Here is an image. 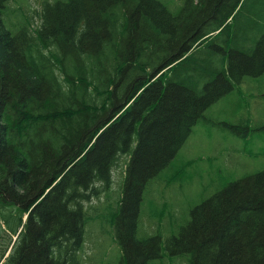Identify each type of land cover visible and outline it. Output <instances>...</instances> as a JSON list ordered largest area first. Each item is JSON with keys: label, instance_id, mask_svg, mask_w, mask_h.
<instances>
[{"label": "trees", "instance_id": "obj_1", "mask_svg": "<svg viewBox=\"0 0 264 264\" xmlns=\"http://www.w3.org/2000/svg\"><path fill=\"white\" fill-rule=\"evenodd\" d=\"M9 1L0 0V264H82L88 202L123 155L113 217L123 262L163 264L161 236H138L146 188L209 107L264 74V0H184L176 13L160 0L44 1L39 23ZM189 221L168 241L174 260L264 264V170L230 182Z\"/></svg>", "mask_w": 264, "mask_h": 264}, {"label": "rangeland", "instance_id": "obj_2", "mask_svg": "<svg viewBox=\"0 0 264 264\" xmlns=\"http://www.w3.org/2000/svg\"><path fill=\"white\" fill-rule=\"evenodd\" d=\"M44 1L55 0H11L7 4L19 10L20 18H32L28 23H39ZM160 1L176 13L184 0H175L171 6L167 0ZM234 85L231 93L209 107L207 122L197 124L172 163L146 188L138 236L160 234L163 264H187L180 258L174 260L167 246L188 225L194 208L230 182L264 170V74L245 77ZM128 159L125 155L119 158L101 198L88 202L82 264H125L113 217L122 198Z\"/></svg>", "mask_w": 264, "mask_h": 264}, {"label": "bare ground", "instance_id": "obj_3", "mask_svg": "<svg viewBox=\"0 0 264 264\" xmlns=\"http://www.w3.org/2000/svg\"><path fill=\"white\" fill-rule=\"evenodd\" d=\"M34 29V28H33ZM35 30V29H34ZM35 32H36V30H35ZM116 165H117V163H115V164H113L111 167H112V170L116 167ZM111 170V171H112ZM97 189V188H96ZM91 190V189H90ZM100 191V190H99ZM93 195V194H92Z\"/></svg>", "mask_w": 264, "mask_h": 264}]
</instances>
